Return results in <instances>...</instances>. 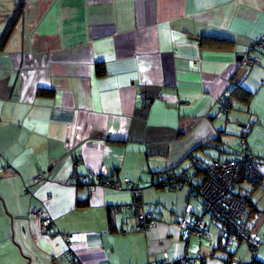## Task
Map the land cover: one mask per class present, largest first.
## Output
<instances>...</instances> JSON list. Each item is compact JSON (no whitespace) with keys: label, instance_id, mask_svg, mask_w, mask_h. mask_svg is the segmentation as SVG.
<instances>
[{"label":"crops","instance_id":"1","mask_svg":"<svg viewBox=\"0 0 264 264\" xmlns=\"http://www.w3.org/2000/svg\"><path fill=\"white\" fill-rule=\"evenodd\" d=\"M259 40L264 0H0V264H264V243L256 255L246 242L225 244L195 187L203 156L239 155L232 132L264 158ZM249 51L260 63L241 68ZM235 86L252 95L235 99L231 128L217 107ZM103 165L122 190L97 177ZM167 171H190L195 186H159ZM247 183L239 193L262 241L264 178ZM127 203L126 213L110 209ZM33 207L83 239L45 233ZM144 211L158 220L151 229L137 228ZM184 216L203 218L206 233L184 241Z\"/></svg>","mask_w":264,"mask_h":264},{"label":"built area","instance_id":"2","mask_svg":"<svg viewBox=\"0 0 264 264\" xmlns=\"http://www.w3.org/2000/svg\"><path fill=\"white\" fill-rule=\"evenodd\" d=\"M264 48V41H256L252 44L251 49ZM258 57L248 54L242 58L243 66H252L258 62ZM234 103V98L229 94H224L219 99V112L221 114L228 113ZM243 147L247 150V143L244 139L241 141ZM2 169L0 168V171ZM11 171V167H7ZM96 174H88L82 177V180L88 184L91 189L93 187L91 180ZM207 178L200 185L199 193L203 199L206 211L214 218L222 221L229 227V232L226 240L234 241L235 238L242 242L248 243L254 254H257L258 247L264 240H260L256 236L255 223L249 217V205L246 197L239 193L241 183L239 182L240 176L243 175L244 179L252 183H261L263 179L262 163L251 152H243L233 159L222 160L215 158L209 165ZM46 176L43 172L38 175L37 179H42ZM97 177L108 186H112L118 190L124 188L120 181H113L107 177L106 166L100 167ZM184 182H183V181ZM182 180L172 179L168 180L165 184L166 187L175 184L178 187L186 182H190V177L183 176ZM124 183L130 188L132 193H139L142 191L140 185L136 187L131 185L129 179H125ZM133 207L131 204H120L111 207L114 213L121 211H128ZM32 215L36 221H39L43 231L50 235H60L69 244L73 242H80L83 237L82 234H67L58 231L54 219L42 208L33 207ZM138 229H151L156 226L158 220L151 211H144L138 214ZM182 229V238L184 241H189L192 237H201L206 233L205 222L203 218L198 217L195 219L182 217L180 220ZM198 258L201 253L198 252ZM186 263L193 262L194 258L187 257L183 259ZM236 264H254L252 261H244L238 258L234 259ZM165 264H172L171 261L165 260ZM77 264V263H75Z\"/></svg>","mask_w":264,"mask_h":264},{"label":"trees","instance_id":"3","mask_svg":"<svg viewBox=\"0 0 264 264\" xmlns=\"http://www.w3.org/2000/svg\"><path fill=\"white\" fill-rule=\"evenodd\" d=\"M213 41V40H212ZM223 42H227V41H223ZM257 49H260V48H256V49H254V50H257ZM262 49V48H261ZM264 50V48L262 49V51ZM248 54H251L250 53V51L248 52ZM248 54H246V55H248ZM245 55V56H246ZM258 59H259V57H258ZM241 61L242 60H240V67L241 68H246V67H252V66H254V65H256V64H259V62H260V59L258 60V62L256 63V64H254V65H252V66H243L242 65V63H241ZM98 66V74H100V75H102L103 74V72H104V67H102L100 64H98L97 65ZM225 94H229L231 97H233L234 98V102H235V99L236 98H238V99H240V100H242V101H245V102H247V101H249V98L251 97V95H252V93L250 92V91H247L245 88H243L242 86H235V87H233L230 91H228V92H226ZM233 106H234V103H233ZM233 108V107H232ZM231 111V110H230ZM229 111V112H230ZM228 112V113H229ZM228 113H223V114H228ZM242 147H243V145H242ZM245 148L243 147V151L242 152H239V154H242L243 152H245ZM254 155V154H253ZM255 156V155H254ZM256 157V156H255ZM235 158V157H234ZM259 161H261V163H262V167H263V165H264V158L263 159H260V158H258V157H256ZM215 159V158H214ZM214 159H212L210 162H208V163H201V162H195L196 164H195V168H196V170L195 171H200V170H203V172H204V174L206 175L205 176V179L207 178V174H208V169H209V165L212 163V161L214 160ZM223 160V159H222ZM203 164H205V165H203ZM196 173V172H195ZM187 174V176L188 177H190V182H188L189 184H191L192 186H195V184L192 182V177H194V175L190 172V171H184L183 173H175V172H172V171H167L162 177H160V182L158 183V185L159 186H161V187H166V183H167V181L168 180H172V179H177V180H182V178H183V176L184 175H186ZM38 177V176H37ZM263 178H264V175H263ZM263 180V179H262ZM183 181V180H182ZM243 181H246L245 179H244V176L243 175H241L240 176V179H239V182L240 183H242ZM184 182V181H183ZM262 182V181H261ZM252 183V182H251ZM253 184H260V183H253ZM133 185V184H132ZM175 184H173V185H170L169 187H176V186H174ZM133 186H135L136 187V185H133ZM169 187H167V188H169ZM196 188H200V184L198 185V187L197 186H195ZM142 189V188H141ZM122 190V189H121ZM143 190V189H142ZM142 193V191L141 192H139V193H133L134 194V196H136V195H140ZM244 197H246V199H247V203H248V205H249V217H250V213H251V203H250V198H249V196H247V195H243ZM40 208V207H39ZM111 209V208H110ZM132 209V208H131ZM130 209V210H131ZM121 212H128V211H121ZM32 217H33V215H32ZM218 220V219H217ZM220 221V220H219ZM222 222V221H221ZM223 223V222H222ZM224 224V223H223ZM224 226H225V229L227 230V234H228V232H229V227L226 225V224H224ZM227 236V235H226ZM239 242L240 240L239 239H237V238H235L234 239V242ZM242 242V241H241ZM193 262H189L188 264H192ZM172 264H186V262L183 260V259H181L180 261H178V262H172Z\"/></svg>","mask_w":264,"mask_h":264},{"label":"rangeland","instance_id":"4","mask_svg":"<svg viewBox=\"0 0 264 264\" xmlns=\"http://www.w3.org/2000/svg\"><path fill=\"white\" fill-rule=\"evenodd\" d=\"M255 56V55H254ZM260 63V62H259ZM235 110H238L237 109V104H236V108L233 110V108L231 109V111L232 112H234ZM217 112H218V114H219V107H217ZM218 116H223L224 117V119H226V121H228V122H230L228 125H229V127H234L235 125L234 124H238V121H236V120H234L233 118H232V116H231V114L229 115V113L228 114H220V115H218ZM231 123H234V124H231ZM232 138V140H231V142H232V146L234 147V148H237V150H239L238 152H242L243 151V147H242V143H241V141H242V137H241V135H236V134H234V132H232V136H231ZM247 151H249V150H245V152H247ZM213 155H215V153H212ZM204 157V159H205V163H208V161L210 162L211 161V158H212V155H210V156H203ZM253 188V185H252V183L250 182H248L246 185H245V189L246 190H251ZM248 192V191H247Z\"/></svg>","mask_w":264,"mask_h":264},{"label":"water","instance_id":"5","mask_svg":"<svg viewBox=\"0 0 264 264\" xmlns=\"http://www.w3.org/2000/svg\"><path fill=\"white\" fill-rule=\"evenodd\" d=\"M242 58H243V57H242ZM242 58H241V59H242ZM232 243H233V241H228V240H226V243H225V244H232ZM235 258H237V257H233V258L231 259L232 262L234 261Z\"/></svg>","mask_w":264,"mask_h":264}]
</instances>
